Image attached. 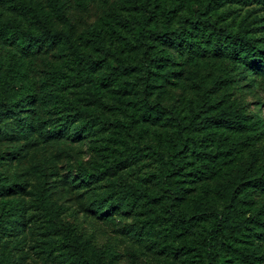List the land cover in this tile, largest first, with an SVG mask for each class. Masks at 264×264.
<instances>
[{"label": "rangeland", "instance_id": "1", "mask_svg": "<svg viewBox=\"0 0 264 264\" xmlns=\"http://www.w3.org/2000/svg\"><path fill=\"white\" fill-rule=\"evenodd\" d=\"M207 3L0 0V24L18 36L67 37L27 54L0 37V103L37 99L33 113H20L22 127L0 110V264H209L207 238L233 196L244 228L221 234L230 251L218 249L215 264H264V69L160 42L169 83L111 73L117 59L140 64L147 31L167 20L174 30ZM207 13L264 52V4L219 0ZM76 53L99 63L83 72ZM146 108L162 111L163 124L149 122ZM224 111L243 126L190 130ZM66 120L71 128L57 133ZM190 139L194 154L184 151ZM175 167L186 181L180 199L166 184Z\"/></svg>", "mask_w": 264, "mask_h": 264}, {"label": "trees", "instance_id": "2", "mask_svg": "<svg viewBox=\"0 0 264 264\" xmlns=\"http://www.w3.org/2000/svg\"><path fill=\"white\" fill-rule=\"evenodd\" d=\"M207 8L205 11H197L194 16L188 17L182 21L178 28L172 30L168 20L163 25L164 29L155 32L147 31L143 39L144 49L141 54V61L139 65L127 66L123 61L117 59L116 67L112 70L113 77L128 76L131 74L139 73L144 74L146 78L151 74L157 80L152 79V82L157 81L159 84L169 83L170 79L174 77L173 71L170 70L172 63L165 56H158L154 52V48L160 43H165L178 47L180 45L188 46L190 51L197 56L203 57L205 53H209L214 58L227 57L248 66L250 68L259 67L257 69H264V52L256 48L253 44L254 39L247 38L243 35L245 30L238 31L232 34L228 29L219 24L218 18L210 20L208 13L210 10H214L219 0H207ZM260 4H264V0H257ZM230 2L242 3L243 0H230ZM212 8V9H211ZM0 37L9 45L20 49L24 54L29 52L33 53H48L56 49L60 43L67 42V37L59 32L43 31L40 34L24 33L21 36L15 32V26L10 23L0 24ZM75 61L77 66L81 68L83 72L95 69V66L99 62L89 61L84 56L76 53ZM256 69V68H254ZM149 84V83H148ZM147 86V85H146ZM160 88V85L157 86ZM37 99L33 96H24L22 99L8 98L5 102L0 103L1 112L8 113L13 117L19 126L22 125V119L20 118L21 112H34L35 103ZM42 105V101L39 102ZM147 113L148 121L152 124H163V118L161 117L162 111L147 108L144 110ZM149 115L151 117H149ZM166 121H164V124ZM73 121L66 120L64 123L55 126L56 132H61L62 129H70ZM242 119L239 115L231 112H222L214 117H203L197 125L190 128L191 131H204L211 129H227L238 130L242 127ZM182 129H187L186 126H182ZM188 145H185L184 151H191L194 154L195 142L193 140L188 141ZM181 160L178 159L179 163ZM177 163V164H178ZM111 169V168H110ZM180 168L168 169L165 177L168 179L166 184L171 187L176 196V199H180L186 192L184 184L186 181L177 178L182 176L179 173ZM115 171L110 172L114 174ZM107 175V172H101L93 174L88 177V183L100 182ZM260 189L264 190V182L258 181ZM21 188V187H19ZM10 188H8L9 190ZM242 201L231 197L230 202L226 206V212L219 219H216V224L213 227L212 233L207 238L205 244V255L209 264H215L217 260L218 249L230 251V246L221 242L222 233L237 234L244 226L239 222H234V216L237 208L240 207ZM97 209H101L97 207ZM197 211L201 214H205V209L201 206L196 207ZM261 235V234H260Z\"/></svg>", "mask_w": 264, "mask_h": 264}]
</instances>
